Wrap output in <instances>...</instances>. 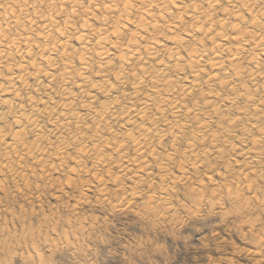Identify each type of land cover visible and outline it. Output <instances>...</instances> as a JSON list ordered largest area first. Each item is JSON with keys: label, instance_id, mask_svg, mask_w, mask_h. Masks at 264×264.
I'll return each mask as SVG.
<instances>
[{"label": "bare ground", "instance_id": "1", "mask_svg": "<svg viewBox=\"0 0 264 264\" xmlns=\"http://www.w3.org/2000/svg\"><path fill=\"white\" fill-rule=\"evenodd\" d=\"M220 10L223 13L218 18L214 13ZM95 11L103 17H97ZM185 19L192 22L182 31L192 41L197 39L196 46L190 47V42L178 35L183 24H188ZM77 20H81L79 26ZM162 32L165 34L160 36ZM124 33L128 34L126 44ZM206 42L211 44L209 51ZM160 51L167 54L166 60L159 58ZM246 53L252 57L243 68L240 60ZM262 57L264 0H0V174L4 179L10 175L11 181L21 180V165L31 160L47 165L52 172L87 175L103 189V183L117 175L114 171L119 179L138 185L148 182L144 179L152 175L150 165L158 163L159 149L169 141L171 152L160 158L164 162L159 161L157 167L162 176L166 173L168 177L175 157L182 156L179 172L185 180L189 169L199 173L210 156L219 161L227 150L241 158L231 161L242 168L233 173H239L237 188L251 179L264 182V159L258 149L264 145V96L249 93L257 86L264 90ZM245 76L247 84L242 81ZM128 78L132 92L122 97L128 101L122 107L116 96ZM145 87L150 88L149 93L140 94ZM31 89L34 95L27 93ZM196 93L201 94V100L188 105ZM100 94L104 101L96 105ZM240 103H244L242 108ZM226 109L229 116L223 115ZM214 125L219 134L210 133ZM239 126L241 131L234 135ZM186 136V151L176 156L177 145ZM231 137L239 139L236 145ZM129 148L132 155L126 152ZM89 161L90 169L84 166ZM231 165L225 170L230 172ZM36 169L32 171L42 172V168H38L40 172ZM103 173L110 179L104 181ZM22 179L27 181V177ZM121 180L115 183L119 185ZM163 182L159 193L169 195L177 182L172 181L171 188ZM254 183L246 185L249 193L254 194ZM137 192L132 193L135 196ZM239 194L234 196L240 201ZM254 199L251 201L258 204Z\"/></svg>", "mask_w": 264, "mask_h": 264}, {"label": "rangeland", "instance_id": "2", "mask_svg": "<svg viewBox=\"0 0 264 264\" xmlns=\"http://www.w3.org/2000/svg\"><path fill=\"white\" fill-rule=\"evenodd\" d=\"M222 13L223 11L220 10L214 14L220 18L222 17ZM95 14L99 18L103 17L97 11H95ZM99 14L102 17L98 16ZM185 20L186 23L187 19ZM80 21H76L78 26L81 24H79ZM92 21L96 24L95 19ZM189 21L192 22L188 19ZM184 25L181 28H186H180L178 35L181 33L180 35L190 42V47L199 44L194 41H197V39L193 38L192 41V38H187L184 35L185 32L182 31L189 29L188 27L191 26V23ZM130 29L133 28L130 27ZM163 34L165 33L162 32L160 36ZM194 35H199V33H195ZM125 36L123 37L124 44L127 42L128 34ZM206 43L205 47L208 45L206 49L208 50L210 48L209 50H211V44L208 42L206 45ZM75 45L73 43V46ZM163 53L165 52L163 51L161 53L162 55L158 56L159 58L163 56V59H161L166 60L167 54ZM251 57V53H246L240 60V66L245 68L247 66L246 62L248 63ZM113 62L118 64V61ZM261 63L264 64V57H262ZM95 68L96 65L93 67V71L96 73ZM115 68L112 74L117 70V67ZM245 77L242 81H245L247 84L249 78L247 77L245 79ZM94 79L98 80L97 78ZM130 80L131 78H128V82L125 81L124 87H122L123 85L119 86L120 89L117 92L116 97H119L118 100L122 107L126 106L128 102L126 99L123 101L124 98L122 97H128V92H130L129 94L132 92L130 90L132 80ZM32 82L33 80H30L32 85L30 88L34 86ZM245 83L244 85H246ZM57 85L58 83L55 85L56 90L59 89V85ZM148 87H145L144 90L142 89L140 94L142 92L145 94L149 93L150 88ZM260 87H253L252 90L250 88L249 93L252 97L264 96V90ZM33 90H28L27 93L34 95ZM123 92L124 94L126 93V96ZM22 93L24 94L26 91ZM228 93H226L227 96H229ZM120 94L123 95L121 96ZM42 95L36 96L43 97L44 95ZM226 95L224 96L227 97ZM102 96V94L96 96V105L104 101V96ZM200 97L201 94L196 93L192 98L193 100L188 101V105L200 101ZM23 104H25L23 106L26 109L29 107L27 106L28 101L26 98ZM242 104L244 105V103H240L238 107L242 108ZM228 110L226 109L224 111V116H229L228 112L230 114V111ZM161 127L163 128L164 126ZM216 131L217 127L214 125L210 133H218ZM240 131L241 127L239 126L236 128L234 135L239 134ZM222 135H219L220 138H223L224 135ZM254 136L256 137L257 133ZM224 137L226 138V136ZM187 138L186 136L177 145L176 156L178 154V156H181L185 153ZM231 138L233 139L231 142L236 145L238 143L236 140L239 139ZM247 142V146L251 145V139ZM261 145L258 149L264 159V145H262L263 151L260 148ZM170 146L171 142L166 141L161 149L167 148L169 150L166 149L165 151L164 149L162 151L159 149L160 154L158 158L160 163L164 162V157L169 154L168 152H171ZM198 151H201V149ZM126 152L130 155L133 154L132 148L127 149ZM223 155L219 161L216 160L219 159L217 156H210L211 158L209 157L205 161L204 167L200 169L199 173H195L189 169L185 174V180L181 178L182 174L179 172V166L183 163L182 156L175 157V164L173 162L170 165L172 168L170 166L168 168L170 170L168 173L172 175L168 174V177L166 173H164L165 177L162 176L163 173L159 174L157 168L159 161L156 163L157 165L152 163L150 166H152L153 172L149 177L150 179L145 178L144 181L147 180L148 182H143L138 185L131 183L127 178L119 179L120 175L116 171H114V176L117 174L118 177L116 175L111 179L108 178L106 173H103V175H100L103 180L105 178L106 180L110 179L108 183L104 180V183L107 184L104 185L103 183V186H106L105 189L100 187L97 180H93L89 176L87 177V175L76 177L72 173L64 174V172L61 173L56 170H54L56 172H52V169V171L50 168L49 170L46 169L47 165L44 166L42 164L43 166H41L34 164L31 160L26 161L28 162L26 166L25 163H23L24 166L21 165L20 178L22 181L19 178L11 181L10 175L8 177L5 176V180L3 178L4 176L0 174V180L3 178V182H0V184L2 183L0 185V264H264V182H257V179H251L250 182L241 184L244 187L239 186L237 188L236 183H238L239 178H236V176H239L242 168L236 167L234 162L232 164L231 161H237L238 159L240 161L241 158L238 157V154L236 156V154L227 150ZM160 158L163 159L160 160ZM29 162L30 165L34 166H30ZM207 162H209V165ZM227 163L228 165L229 163L230 165L232 164L230 169L233 167L235 171L229 169L232 172L230 173L225 170L228 166ZM28 165L29 167H27ZM84 166L90 169L91 162H87ZM30 167L32 168L30 169ZM36 167L37 169L42 168L40 170L42 172L46 167L45 169L50 177L48 173V177L46 175L44 177L43 174L46 173L40 172ZM48 167H51V165ZM211 167H213V170ZM258 167L261 169V165ZM238 168L241 169L240 172ZM35 169L37 172H40L39 174L42 173V175L32 171ZM236 171L239 173H235L234 176L233 173ZM192 172L193 174H191ZM97 173H100V171ZM198 174L200 175L198 176ZM218 174L224 175L219 177ZM231 174L234 177L230 176ZM25 177H27V181ZM70 177L73 181L70 180ZM22 178L25 180L23 181ZM226 178L227 181L225 180ZM117 179L121 180L119 181L120 183L118 182L119 185L115 183V181H118ZM253 180H255V183L252 182ZM156 181L158 182L155 184ZM163 181H165L167 188L172 187V181L177 182L178 186L176 183L177 187L175 186L174 191L170 192L169 195H164L159 193L163 192L161 191L164 188L162 186L164 185ZM256 182L259 184H256ZM85 183L88 185H85ZM252 183L258 188L253 189L252 192L254 194L249 193L246 188L247 184L251 185ZM92 185L94 188H92ZM133 187L141 192L140 195ZM129 188L130 190L128 191ZM230 189L234 190V192L231 190L234 194H239L238 192L241 189L242 192H240L243 195L245 193V195H242V197H240L241 194L237 195L240 198L239 201L235 197L236 195L234 196L233 193L228 192ZM147 190L150 191L147 192ZM153 191L155 192L153 193ZM132 192H137L136 194L138 195H135V197ZM256 194L257 196H255ZM154 196L157 197L154 198ZM233 197L236 199L233 200ZM102 198L106 202H103ZM159 199L163 200L161 201ZM251 199L259 203L257 204L253 200L251 201ZM150 200L154 203L151 204Z\"/></svg>", "mask_w": 264, "mask_h": 264}]
</instances>
